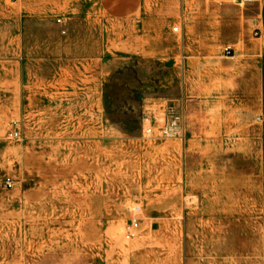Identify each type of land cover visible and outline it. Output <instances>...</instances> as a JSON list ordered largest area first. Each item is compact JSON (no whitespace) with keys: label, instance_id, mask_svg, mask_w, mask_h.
Segmentation results:
<instances>
[{"label":"rangeland","instance_id":"1","mask_svg":"<svg viewBox=\"0 0 264 264\" xmlns=\"http://www.w3.org/2000/svg\"><path fill=\"white\" fill-rule=\"evenodd\" d=\"M257 13L0 0V264H264Z\"/></svg>","mask_w":264,"mask_h":264},{"label":"built area","instance_id":"2","mask_svg":"<svg viewBox=\"0 0 264 264\" xmlns=\"http://www.w3.org/2000/svg\"><path fill=\"white\" fill-rule=\"evenodd\" d=\"M11 1H15V0H11ZM240 1L244 2V3H251V2H259L260 0H240ZM178 122H179V117L172 118V120H170L168 125L164 128L163 134L168 136V137H174L177 134L178 129H179ZM12 125H13V127L10 129L8 136L10 138H18L19 137V130L17 128L18 124L15 121V122H13ZM146 132L150 133L151 130L147 129ZM8 186H11V185L8 184ZM137 225L138 224H137L136 219H132L131 228H135V227H137Z\"/></svg>","mask_w":264,"mask_h":264},{"label":"crops","instance_id":"3","mask_svg":"<svg viewBox=\"0 0 264 264\" xmlns=\"http://www.w3.org/2000/svg\"><path fill=\"white\" fill-rule=\"evenodd\" d=\"M254 3H256L258 9L256 21L257 33L259 38L264 41V0H260L259 2Z\"/></svg>","mask_w":264,"mask_h":264}]
</instances>
